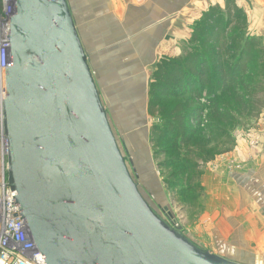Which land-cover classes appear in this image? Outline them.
I'll list each match as a JSON object with an SVG mask.
<instances>
[{
  "label": "water",
  "instance_id": "obj_1",
  "mask_svg": "<svg viewBox=\"0 0 264 264\" xmlns=\"http://www.w3.org/2000/svg\"><path fill=\"white\" fill-rule=\"evenodd\" d=\"M12 2L7 187L44 263L238 264L199 247L141 193L67 0Z\"/></svg>",
  "mask_w": 264,
  "mask_h": 264
},
{
  "label": "rangeland",
  "instance_id": "obj_2",
  "mask_svg": "<svg viewBox=\"0 0 264 264\" xmlns=\"http://www.w3.org/2000/svg\"><path fill=\"white\" fill-rule=\"evenodd\" d=\"M197 1L202 2L179 3L174 47L160 49V39L148 46L141 38L145 26L130 21L129 15L135 10H139L141 20L144 0H133L130 6H124L121 0L115 6L110 0H67L91 65L99 70L97 89L111 128L145 199L202 249L238 264H264V244L248 246L245 242L243 246L234 239L235 232L249 236L252 230L246 234L234 225L242 216L237 211L242 204L235 195L232 178L244 175V171L250 173L258 161L254 156L260 158L264 152V93L255 119L239 118L231 98L223 95L218 100L221 113L227 117L224 123L214 120L212 124L207 117L187 144L178 140L158 147L151 144L152 129L162 125L160 114L170 104L162 99L166 103L156 116L148 112L149 92L160 62L183 57L191 36L211 10L226 18L227 0L194 4ZM253 1L257 3L253 8L238 0H232L229 6L243 13L239 26L246 33L244 38L255 45L254 60L251 58L253 85L264 86V0ZM257 233L262 240L263 231Z\"/></svg>",
  "mask_w": 264,
  "mask_h": 264
},
{
  "label": "trees",
  "instance_id": "obj_3",
  "mask_svg": "<svg viewBox=\"0 0 264 264\" xmlns=\"http://www.w3.org/2000/svg\"><path fill=\"white\" fill-rule=\"evenodd\" d=\"M231 3L227 0L225 20L216 10L210 11L202 27L191 36L182 58L160 62L149 92L148 112L156 116L164 105L162 99L170 104L160 114L162 125L152 129L154 147L176 140L182 145L189 143L207 117L212 124L214 120L224 123L227 117L221 113L218 100L223 95L231 98L239 118L255 119L260 113L264 86L253 85L251 58L255 45L244 38L246 33L239 26L243 13L233 4L230 10Z\"/></svg>",
  "mask_w": 264,
  "mask_h": 264
},
{
  "label": "crops",
  "instance_id": "obj_4",
  "mask_svg": "<svg viewBox=\"0 0 264 264\" xmlns=\"http://www.w3.org/2000/svg\"><path fill=\"white\" fill-rule=\"evenodd\" d=\"M117 1L120 0H110V5L115 6V2ZM121 1L124 2V6H130L133 0ZM187 1L188 0H144L140 6L141 20H139L138 16L140 14L139 10H135L129 15L131 16L130 21L137 24L141 22L138 25L139 27L145 26V32L141 34V38L147 40L148 46L151 47L154 45L155 41L160 39V49H166L167 46L168 48H172L175 43L173 40L174 32L177 29V24L180 23L177 21L179 19L177 17L179 3L185 4ZM213 1L215 0H202V2L197 1L194 2V4L201 5L202 3ZM238 1L247 7L250 4L252 8L256 7L255 5L257 4H255L253 0ZM188 15L192 16L193 14L189 13ZM174 53L176 52H173V54ZM261 147H264V144H261ZM261 156L260 158H258L257 154L254 156L258 161L255 162V167L250 173L244 171V175L240 173L238 177L237 175L232 177L234 178L233 189L235 195L239 197V204H242L237 210L242 216L237 217L234 225L236 226V230L245 233L252 230L249 236L244 235V233L235 232L236 235L234 239L238 244H243V246H246L245 242L248 246H261L264 244V152L261 153ZM245 174L247 176H245ZM258 231H263L262 240L257 237Z\"/></svg>",
  "mask_w": 264,
  "mask_h": 264
},
{
  "label": "built area",
  "instance_id": "obj_5",
  "mask_svg": "<svg viewBox=\"0 0 264 264\" xmlns=\"http://www.w3.org/2000/svg\"><path fill=\"white\" fill-rule=\"evenodd\" d=\"M12 13V0H0V264H45L18 216L15 195L7 187V145L2 130V103L5 71L9 65L8 31ZM171 222L177 227L173 221L168 223Z\"/></svg>",
  "mask_w": 264,
  "mask_h": 264
}]
</instances>
